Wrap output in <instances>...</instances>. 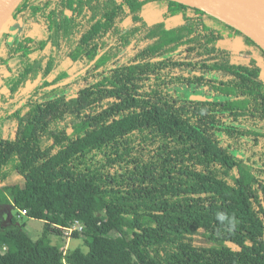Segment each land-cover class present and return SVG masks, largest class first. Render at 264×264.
<instances>
[{
	"label": "trees",
	"instance_id": "trees-1",
	"mask_svg": "<svg viewBox=\"0 0 264 264\" xmlns=\"http://www.w3.org/2000/svg\"><path fill=\"white\" fill-rule=\"evenodd\" d=\"M32 4H42L39 14ZM151 5L166 8L156 22ZM19 8L41 33L25 34L30 50L12 55L25 69L12 95L0 86V206L13 201L45 228L34 241L18 217L7 228L0 221V235L22 246L0 254V264H264V50L168 0H23ZM10 37H1V61ZM238 37L254 45L240 51L245 64L221 45ZM31 50L52 70L58 58L82 70L104 54L69 92L50 89L66 75L46 73ZM3 74L5 82L15 75ZM28 81L30 96L18 100ZM180 87L208 98H185ZM12 171L21 184H7ZM76 221L85 230L73 236L85 247L54 244Z\"/></svg>",
	"mask_w": 264,
	"mask_h": 264
},
{
	"label": "flooded vegetation",
	"instance_id": "flooded-vegetation-1",
	"mask_svg": "<svg viewBox=\"0 0 264 264\" xmlns=\"http://www.w3.org/2000/svg\"><path fill=\"white\" fill-rule=\"evenodd\" d=\"M37 6H40V4H32L28 7V9L35 14H39L41 12L43 6L41 5L40 6L41 8L40 7L38 8ZM35 8H37V9H35ZM19 17L20 18L18 19V24L16 25V27L12 28V31L10 33L8 32V34H10V36H11L7 40L8 46L10 47L8 54H6L4 51L1 52L3 62L0 60V86H1L2 95L8 94L7 96L12 95L9 86L11 84L19 82V81L15 82L17 79H19L18 78V72L25 71V69L19 70L24 65H23V62H21L19 58L12 56L15 54L14 51L17 50L19 53L29 51L30 48L28 46L26 37H24L25 34L31 36V39L35 40V39L40 38L39 35L41 33L40 31H38V29L40 28L39 26H36V29H35L32 27L33 23L27 24L25 22L26 20L22 17V13L19 15ZM148 19H150V17H148ZM237 39H235L233 41H236ZM44 40L48 41L49 36H46L44 38ZM225 42H229V41H225ZM244 47H246V45ZM40 51L41 50H31L30 51V56L32 58V61L36 62V61H39L41 59V57L38 56V52H40ZM103 54H104V51L99 53L97 56H100V58H101L103 56ZM125 54H126L125 52L122 53L120 55L119 59H123L125 57ZM97 56L88 66H86L82 70H79L78 63H76V61L71 59V57L69 55L65 59L58 58L55 65L53 66V70H52V65L48 63V60L46 58H42L40 60V64H41V68L43 70H46V73H49L52 76L66 75L65 80H62V81L58 82L57 84H53L50 87V89L52 91L57 90L59 88H62L64 86H69L68 89H69V92H71V91H73V89L75 91V90H79L81 88V83L79 81V77L82 74H85L91 67H93L100 60L99 59L97 62H95L92 65V63L96 60ZM4 58L6 59L5 61H4ZM111 63L112 62H108V66L110 68H111ZM27 69L28 68H26V70ZM8 71H13L15 75H12V77H11L12 79L5 82V81H3V79H4L3 73H7ZM187 76L189 77V74H187ZM32 87H33V84L30 81H28L26 86H23L22 88L19 89L18 94L15 97L18 98V100L28 98L30 96V92H31ZM5 88H7V91H5ZM183 90H184L183 87L179 88V91L182 92ZM197 90L200 91L197 88L195 90L194 88L191 87L190 90L188 89L189 96L185 97V98H188V99L193 98L192 93H199V97H194L195 99H207L208 98V95H205L202 92L201 93L196 92Z\"/></svg>",
	"mask_w": 264,
	"mask_h": 264
},
{
	"label": "water",
	"instance_id": "water-1",
	"mask_svg": "<svg viewBox=\"0 0 264 264\" xmlns=\"http://www.w3.org/2000/svg\"><path fill=\"white\" fill-rule=\"evenodd\" d=\"M23 0H0V40ZM199 9L243 33L264 50V0H168ZM8 33V32H7ZM100 59L97 56L92 65ZM87 70V69H86ZM85 70V71H86Z\"/></svg>",
	"mask_w": 264,
	"mask_h": 264
},
{
	"label": "rangeland",
	"instance_id": "rangeland-1",
	"mask_svg": "<svg viewBox=\"0 0 264 264\" xmlns=\"http://www.w3.org/2000/svg\"><path fill=\"white\" fill-rule=\"evenodd\" d=\"M42 4H40L41 6ZM40 6H37L38 8ZM41 8V7H40ZM37 9V8H35ZM166 8L161 5H151L147 9V16L150 17L149 20H153V22L160 20L161 15L163 10ZM22 13V8L17 9L12 13L11 16V21L6 25L4 31L5 32H11L12 28H15L16 25L18 24V19L20 18L19 15ZM153 18V19H152ZM181 18L173 19L170 21L169 25H175L177 23H180ZM219 24H216V26ZM220 26V25H219ZM254 42V41H253ZM245 40L242 39V37H239L236 41H229V42H224L221 43L222 46L225 48L232 50L234 53V58L239 60L240 63L245 64L249 61L248 56H240V51L241 49L244 48L245 46ZM255 43V42H254ZM209 46H215L217 43L216 42H209ZM247 47H253V43H246ZM258 57L261 56V53L256 54ZM261 65L263 68V78H264V61L261 60ZM5 91H7V88H5ZM181 95L183 97H188L189 94L185 93L184 91L181 92ZM193 98L190 99H195L194 97H199V93H192ZM6 182L9 185H15V184H21V179L16 175L14 171H12L8 177L6 178ZM18 217L19 220V225L20 226H25V229L27 233L30 235V237L34 241H38L43 237L44 233V228H45V222L36 220V219H31L27 215H23L21 211L18 210V208L15 206V203L12 201L10 204L0 206V221L2 223L3 228H7L12 225V220L13 218ZM53 243L62 246L67 250L74 249L77 247H85L84 246V238L81 237L80 239L74 238L73 235L69 236L67 239L66 237L64 238H58L54 237ZM12 247L10 245V242L7 240L5 235L1 234L0 235V254L5 255L9 252H12Z\"/></svg>",
	"mask_w": 264,
	"mask_h": 264
},
{
	"label": "built area",
	"instance_id": "built-area-1",
	"mask_svg": "<svg viewBox=\"0 0 264 264\" xmlns=\"http://www.w3.org/2000/svg\"><path fill=\"white\" fill-rule=\"evenodd\" d=\"M23 213V215H27V211H21ZM85 230V225L80 222V221H76L73 223V225L69 228L65 229V234L67 236V238L71 235H73L75 232H79V233H83Z\"/></svg>",
	"mask_w": 264,
	"mask_h": 264
},
{
	"label": "crops",
	"instance_id": "crops-1",
	"mask_svg": "<svg viewBox=\"0 0 264 264\" xmlns=\"http://www.w3.org/2000/svg\"><path fill=\"white\" fill-rule=\"evenodd\" d=\"M11 247H12V252H17L22 250V246L18 243H10Z\"/></svg>",
	"mask_w": 264,
	"mask_h": 264
}]
</instances>
